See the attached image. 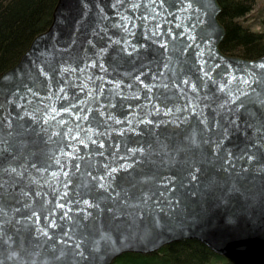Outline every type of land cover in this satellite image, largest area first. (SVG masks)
Wrapping results in <instances>:
<instances>
[{"label":"water","instance_id":"1","mask_svg":"<svg viewBox=\"0 0 264 264\" xmlns=\"http://www.w3.org/2000/svg\"><path fill=\"white\" fill-rule=\"evenodd\" d=\"M217 0H58L0 76V264L195 240L264 264V56Z\"/></svg>","mask_w":264,"mask_h":264},{"label":"trees","instance_id":"2","mask_svg":"<svg viewBox=\"0 0 264 264\" xmlns=\"http://www.w3.org/2000/svg\"><path fill=\"white\" fill-rule=\"evenodd\" d=\"M57 1L0 0V76L17 64L33 40L49 28ZM217 3L221 9L218 21L225 30L220 51L247 60L264 56V5L254 13L253 0ZM112 264L231 263L198 241L183 240L152 254H122Z\"/></svg>","mask_w":264,"mask_h":264},{"label":"rangeland","instance_id":"3","mask_svg":"<svg viewBox=\"0 0 264 264\" xmlns=\"http://www.w3.org/2000/svg\"><path fill=\"white\" fill-rule=\"evenodd\" d=\"M253 5L255 6V7H254V11H255V12H254V13H256V12L259 11V10L261 9V7L264 5V0H253ZM251 14H252V13H251ZM250 17H252V15H251ZM250 17H249V18H250ZM249 18H248L247 20H250V19H251V18H250V19H249ZM250 22H252V20L249 21V23H250Z\"/></svg>","mask_w":264,"mask_h":264}]
</instances>
